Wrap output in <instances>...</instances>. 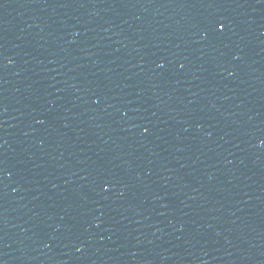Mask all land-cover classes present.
<instances>
[{
	"label": "water",
	"instance_id": "obj_1",
	"mask_svg": "<svg viewBox=\"0 0 264 264\" xmlns=\"http://www.w3.org/2000/svg\"><path fill=\"white\" fill-rule=\"evenodd\" d=\"M0 264H264V0H0Z\"/></svg>",
	"mask_w": 264,
	"mask_h": 264
},
{
	"label": "snow or ice",
	"instance_id": "obj_2",
	"mask_svg": "<svg viewBox=\"0 0 264 264\" xmlns=\"http://www.w3.org/2000/svg\"><path fill=\"white\" fill-rule=\"evenodd\" d=\"M224 27H225V25H223V24L220 25V28H224Z\"/></svg>",
	"mask_w": 264,
	"mask_h": 264
}]
</instances>
